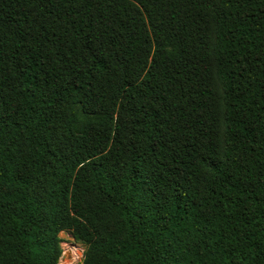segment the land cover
<instances>
[{
    "label": "trees",
    "instance_id": "1",
    "mask_svg": "<svg viewBox=\"0 0 264 264\" xmlns=\"http://www.w3.org/2000/svg\"><path fill=\"white\" fill-rule=\"evenodd\" d=\"M62 232L82 264H264V0H0V264Z\"/></svg>",
    "mask_w": 264,
    "mask_h": 264
},
{
    "label": "built area",
    "instance_id": "2",
    "mask_svg": "<svg viewBox=\"0 0 264 264\" xmlns=\"http://www.w3.org/2000/svg\"><path fill=\"white\" fill-rule=\"evenodd\" d=\"M67 233V232H66ZM70 235V234H69ZM71 236V235H70ZM69 240L64 239L62 242V255L59 259L58 264H73L76 261H81L85 255V246L77 241H75L72 236ZM73 261L72 263H69L68 261Z\"/></svg>",
    "mask_w": 264,
    "mask_h": 264
},
{
    "label": "rangeland",
    "instance_id": "3",
    "mask_svg": "<svg viewBox=\"0 0 264 264\" xmlns=\"http://www.w3.org/2000/svg\"><path fill=\"white\" fill-rule=\"evenodd\" d=\"M74 111L76 113L82 115V113H81V111H80V109H79L78 106H75ZM62 112H63L65 118H61L62 120H60L58 122V124H56L55 129H54L55 143L58 146H65L67 144V142L69 141L68 138H67V134H66V128L70 124L69 117H68V115L66 113V112H68V108L67 107L66 108L64 107V109H63ZM83 118L85 119V117H83ZM60 236L63 238V240L66 239V240H69L70 241L71 236L68 233L62 232L60 234ZM68 262L69 263H72L73 261H70L69 260ZM73 264H81V261L80 260L79 261H76Z\"/></svg>",
    "mask_w": 264,
    "mask_h": 264
}]
</instances>
